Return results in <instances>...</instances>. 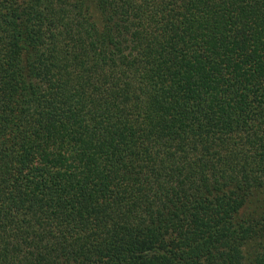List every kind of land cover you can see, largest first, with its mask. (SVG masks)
<instances>
[{"label":"trees","instance_id":"16d2710c","mask_svg":"<svg viewBox=\"0 0 264 264\" xmlns=\"http://www.w3.org/2000/svg\"><path fill=\"white\" fill-rule=\"evenodd\" d=\"M0 264H264V0H0Z\"/></svg>","mask_w":264,"mask_h":264}]
</instances>
